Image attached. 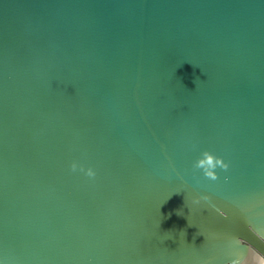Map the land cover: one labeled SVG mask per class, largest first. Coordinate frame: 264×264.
I'll return each mask as SVG.
<instances>
[{
	"label": "water",
	"instance_id": "water-1",
	"mask_svg": "<svg viewBox=\"0 0 264 264\" xmlns=\"http://www.w3.org/2000/svg\"><path fill=\"white\" fill-rule=\"evenodd\" d=\"M0 264H264V0H0Z\"/></svg>",
	"mask_w": 264,
	"mask_h": 264
},
{
	"label": "clouds",
	"instance_id": "clouds-1",
	"mask_svg": "<svg viewBox=\"0 0 264 264\" xmlns=\"http://www.w3.org/2000/svg\"><path fill=\"white\" fill-rule=\"evenodd\" d=\"M229 165L220 157H217L210 153L209 151H203L201 153V156L195 161L194 168L202 170L203 176L215 181L218 179L216 169L219 168L221 170H227ZM78 168V165L74 162L71 165V170L76 171ZM80 171H83L86 176L88 177H94L95 172L92 168L84 169L82 166L79 169ZM227 177H225V180L227 181ZM204 200H208L209 198L207 196L202 197ZM179 214V213H178Z\"/></svg>",
	"mask_w": 264,
	"mask_h": 264
}]
</instances>
